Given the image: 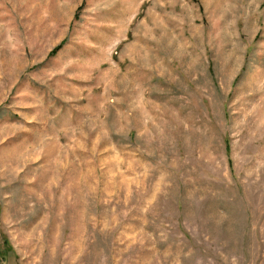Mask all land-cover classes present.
Instances as JSON below:
<instances>
[{
	"label": "rangeland",
	"instance_id": "374dc122",
	"mask_svg": "<svg viewBox=\"0 0 264 264\" xmlns=\"http://www.w3.org/2000/svg\"><path fill=\"white\" fill-rule=\"evenodd\" d=\"M0 264H264V0H0Z\"/></svg>",
	"mask_w": 264,
	"mask_h": 264
},
{
	"label": "trees",
	"instance_id": "16d2710c",
	"mask_svg": "<svg viewBox=\"0 0 264 264\" xmlns=\"http://www.w3.org/2000/svg\"><path fill=\"white\" fill-rule=\"evenodd\" d=\"M61 46H62V43L59 44L58 46H56V47L54 48V50L52 51V54H55V52H56Z\"/></svg>",
	"mask_w": 264,
	"mask_h": 264
}]
</instances>
